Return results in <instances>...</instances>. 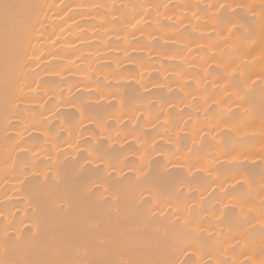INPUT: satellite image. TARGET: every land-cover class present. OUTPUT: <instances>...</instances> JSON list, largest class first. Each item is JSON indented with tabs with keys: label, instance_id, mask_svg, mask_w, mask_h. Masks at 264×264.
Here are the masks:
<instances>
[{
	"label": "bare ground",
	"instance_id": "obj_1",
	"mask_svg": "<svg viewBox=\"0 0 264 264\" xmlns=\"http://www.w3.org/2000/svg\"><path fill=\"white\" fill-rule=\"evenodd\" d=\"M0 264H264V0H6Z\"/></svg>",
	"mask_w": 264,
	"mask_h": 264
},
{
	"label": "snow or ice",
	"instance_id": "obj_2",
	"mask_svg": "<svg viewBox=\"0 0 264 264\" xmlns=\"http://www.w3.org/2000/svg\"><path fill=\"white\" fill-rule=\"evenodd\" d=\"M15 7H16L15 5L6 2V0H0V11L3 12L5 18H7L10 15L11 10L14 9Z\"/></svg>",
	"mask_w": 264,
	"mask_h": 264
}]
</instances>
